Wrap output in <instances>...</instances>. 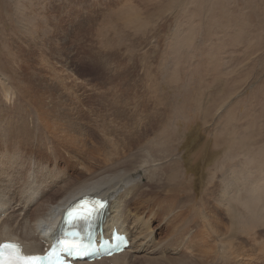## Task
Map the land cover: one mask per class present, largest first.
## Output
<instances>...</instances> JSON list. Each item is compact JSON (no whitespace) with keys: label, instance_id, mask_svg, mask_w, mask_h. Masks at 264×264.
I'll list each match as a JSON object with an SVG mask.
<instances>
[{"label":"rangeland","instance_id":"374dc122","mask_svg":"<svg viewBox=\"0 0 264 264\" xmlns=\"http://www.w3.org/2000/svg\"><path fill=\"white\" fill-rule=\"evenodd\" d=\"M149 114L179 167L170 184L227 237L244 187L264 192V0H0L2 128L100 164L105 139ZM235 230L228 242L264 244V220Z\"/></svg>","mask_w":264,"mask_h":264},{"label":"bare ground","instance_id":"6f19581e","mask_svg":"<svg viewBox=\"0 0 264 264\" xmlns=\"http://www.w3.org/2000/svg\"><path fill=\"white\" fill-rule=\"evenodd\" d=\"M2 86L8 93V86ZM143 107L146 110L145 104ZM153 120L154 115L149 114L137 133L108 136L107 151L96 152L95 157L102 158L100 164L88 161L91 158L75 150L78 148L64 151L55 146H31L25 130L19 129L18 133L9 126H0V243L16 242L25 254H43L56 233L63 210L80 197L90 195L108 202L100 228L103 238H110L115 228L128 242L122 253L111 258L76 264H140L143 260L144 264H261L264 244L248 248L228 242L227 238L235 235L237 223L243 231L260 227L264 212H256V203L264 204V192L256 194L251 190L255 182L252 188L250 183L243 186L242 191L248 193L242 201L236 199V204L249 212H235L234 225L226 229L227 237L220 239L223 233L220 223L214 221L217 215L207 217L190 208L189 199L180 196L182 187L170 184L179 167L156 141L160 132ZM165 137L168 139L167 134ZM138 163L143 167L131 168ZM78 171L79 176L72 179ZM163 181L166 182L161 185L159 182ZM155 183L159 184L154 188ZM194 237L199 243H194ZM212 244L216 250H201ZM258 259L260 262H253Z\"/></svg>","mask_w":264,"mask_h":264},{"label":"snow or ice","instance_id":"6c2138e0","mask_svg":"<svg viewBox=\"0 0 264 264\" xmlns=\"http://www.w3.org/2000/svg\"><path fill=\"white\" fill-rule=\"evenodd\" d=\"M106 206L103 200H94L90 206L80 205V211L73 210L68 215L71 222L90 220L101 213ZM79 245L64 241L54 243L43 254H25L21 245L15 242L0 243V264H64L61 256L65 252L81 254Z\"/></svg>","mask_w":264,"mask_h":264}]
</instances>
